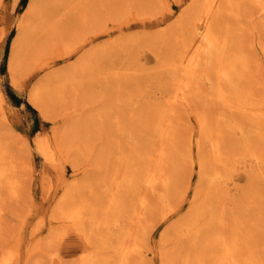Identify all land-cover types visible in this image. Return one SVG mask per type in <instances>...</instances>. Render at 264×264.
I'll return each instance as SVG.
<instances>
[{
    "label": "rangeland",
    "instance_id": "obj_1",
    "mask_svg": "<svg viewBox=\"0 0 264 264\" xmlns=\"http://www.w3.org/2000/svg\"><path fill=\"white\" fill-rule=\"evenodd\" d=\"M31 1L0 0V170L5 172L0 264H48L55 250L63 264H118L136 206L148 192L145 176L160 131L154 115L166 110L167 99L184 80L182 61L205 0H46L29 20ZM245 1L220 0L211 47L218 48L221 59L202 61L197 77L188 82L177 106L176 138L164 145L162 181L147 197L146 218L182 201L156 225L149 244L139 243L143 255L134 254L129 264H230L226 242L232 247L231 264L264 263V0ZM14 46L17 56L11 60ZM47 78L41 109L31 98ZM220 87L230 104L219 95ZM239 107L262 117L255 120ZM215 111L223 113L219 122ZM216 140L224 153L222 168L212 160ZM70 188L77 195L67 210L72 218L57 219L58 202ZM186 214L181 231L165 232ZM218 215L227 221L222 228L221 223L217 228ZM76 218L82 224L77 228ZM207 231L212 237L206 238Z\"/></svg>",
    "mask_w": 264,
    "mask_h": 264
},
{
    "label": "bare ground",
    "instance_id": "obj_2",
    "mask_svg": "<svg viewBox=\"0 0 264 264\" xmlns=\"http://www.w3.org/2000/svg\"><path fill=\"white\" fill-rule=\"evenodd\" d=\"M44 1H46V0H32L31 1V3H30V6H29V11H30V13H29V20H31V18H32V20H33V17L36 15V14H38L40 11H42V9H43V6H44ZM192 1V0H191ZM228 1H230V0H228ZM243 1V0H242ZM245 1V0H244ZM248 1V0H247ZM204 2V1H203ZM262 2V1H261ZM222 3V2H221ZM245 3H246V1H245ZM236 4H237V2H236ZM243 4V3H242ZM247 4V3H246ZM252 4H254V3H252ZM256 4V3H255ZM219 5H220V0H205V3L203 4V6L201 7V8H199V10L201 11V14L199 15V17L197 18V16H195L196 17V25H195V27H194V30H193V32H192V38H193V41L191 42V46H190V48L188 49V51L186 50V48H185V51H187L186 52V55H185V60H183L182 61V63H183V70H184V80L182 81L181 79V83H180V85H178L177 87H176V89H175V92H174V96H173V98H172V100L169 102V100L167 99V101H168V103L166 104L167 105V108H166V110H164V111H162V112H160L158 115H154V116H158V118L157 119H159V125H160V131H159V135H158V141L156 142V147H155V149H154V154L152 155V157H151V159H150V162H149V166H148V176H145L146 178H147V180L145 181L146 182V189H147V191L148 192H146L145 194H142L141 195V197H140V199H139V203H138V205L136 206V213H135V216H134V219H133V224H132V227H133V229H132V234H130L129 235V237L127 238V241H128V243L129 244H127L126 246H125V248H124V252H122L123 253V256L121 255V259L118 261V264H129L130 263V259H131V257L134 255V254H136V255H138V253H139V256H140V254L141 253H143V252H141V250L140 251H138L139 250V248H140V245H139V243L141 242V244H143V242H147L148 244H149V240H150V237H151V233L154 231V228L156 227V225L158 224V223H162V222H164L165 220H167L173 213H174V211L176 210V208H177V206L180 204V202L182 201L181 199L179 200V201H177L178 203H176L174 206H171L170 208H165L164 207V209H163V207H162V211H161V213H157V215L155 216V218H153V219H151V220H148L146 217V212L147 211H150V210H148V205H149V200H148V195L149 194H152V193H156V189H157V186H158V183L160 182V180L162 181V177H163V174H164V159H167V158H165V155L167 154V152H166V149H165V147H164V145H165V143H171V141L173 142L174 141V139L176 138V130H178L177 129V125L175 124V117H176V115H178V114H176V112H177V106H179L180 104H183L182 103V101H183V98H184V94L186 93L185 92V90L187 89V87H188V82L189 81H193L196 77H197V73H198V69H199V66H200V64H201V62L202 61H204V60H212L213 61V59H218L219 57H221L222 56V54L220 55V53H219V51L217 50V49H213L211 46H212V44H213V42H212V25H214L215 23H214V19H215V17H217V12H218V7H219ZM222 6V5H221ZM241 6V5H240ZM239 6V7H240ZM242 6H244V9H246V6L245 5H242ZM261 8V7H260ZM235 9V8H234ZM241 9V8H240ZM243 9V10H244ZM248 9V8H247ZM230 10H232V9H230ZM264 10V8L262 9V11ZM115 11V10H114ZM242 11V10H241ZM244 11H246V10H244ZM243 11V12H244ZM195 12V11H194ZM231 12V11H230ZM239 11L237 10L236 11V14L238 13ZM36 13V14H35ZM42 13V12H41ZM196 13H197V11H196ZM223 13V12H222ZM225 13V12H224ZM223 13V14H224ZM235 14V15H236ZM252 14V13H251ZM258 14V13H257ZM42 15V14H41ZM242 15V14H241ZM250 15V14H249ZM221 16H222V14H221ZM262 16V15H261ZM249 17H251V16H249ZM253 17V16H252ZM86 18V17H85ZM260 18H262V17H260ZM194 19V18H193ZM236 19V18H235ZM238 19V18H237ZM236 19V20H237ZM244 20V19H243ZM254 20V19H253ZM27 21H28V19H27ZM262 21V20H261ZM28 24V23H27ZM195 24V23H194ZM249 24H251V23H249ZM250 26V25H249ZM213 27H215V26H213ZM246 27V26H245ZM24 28V27H23ZM26 28V27H25ZM249 28V27H248ZM222 29V28H221ZM59 31V30H58ZM190 31H191V29H190ZM253 31V30H252ZM23 32V31H22ZM25 32V31H24ZM47 32V31H46ZM32 35V34H31ZM164 35V34H163ZM177 35H179L178 33H177ZM216 36V35H215ZM246 36V35H245ZM185 37V36H184ZM220 37V36H219ZM224 37V36H223ZM249 37V36H248ZM29 38V37H28ZM191 38V37H190ZM189 38V39H190ZM192 38H191V40H192ZM227 38V37H226ZM30 39V38H29ZM184 39V38H183ZM215 39V38H214ZM229 39V38H228ZM247 39V38H246ZM182 40V39H181ZM227 40V39H226ZM176 41V40H175ZM183 41V40H182ZM259 41H260V39H259ZM177 42V41H176ZM227 42V41H226ZM231 42H232V40H231ZM237 43L239 42V41H236ZM261 42V41H260ZM19 41H18V43H16V46L17 47H19ZM220 43V42H219ZM241 43V42H240ZM177 44V43H176ZM181 44H182V42H181ZM185 44V43H184ZM190 44V43H189ZM218 44V43H217ZM227 44H228V42H227ZM236 44V43H235ZM234 44V45H235ZM242 44V43H241ZM241 44H240V46L239 47H243V46H241ZM259 44V43H258ZM262 44V43H261ZM15 45V44H14ZM215 45V44H214ZM238 45H239V43H238ZM243 45V44H242ZM249 45V44H248ZM254 45V44H253ZM16 46H14L13 47V49H12V53H11V60H14V58H15V56H17V50L18 49H16ZM175 47V46H174ZM217 47V46H216ZM235 47H236V45H235ZM238 47V48H239ZM251 47V46H250ZM254 47V46H253ZM252 47V48H253ZM35 49V48H34ZM183 49V48H182ZM240 49V48H239ZM238 49V50H239ZM241 49H243V48H241ZM263 50H264V46H263ZM223 52V51H222ZM227 53V52H226ZM225 53V54H226ZM247 53L248 52H246L245 54L247 55ZM169 55H170V53H169ZM227 56V55H226ZM229 56V55H228ZM230 57V56H229ZM233 57V56H232ZM171 58V57H170ZM173 58V57H172ZM177 58H179V56L177 57ZM174 59V58H173ZM219 59H221V58H219ZM239 59V58H238ZM175 60V59H174ZM225 60V59H224ZM18 61V60H17ZM170 61H171V59H170ZM173 61V60H172ZM212 61L210 62L211 64H213L212 63ZM26 62V61H25ZM209 62V61H208ZM222 62V61H221ZM12 63V62H11ZM173 63H174V61H173ZM172 63V64H173ZM209 63V64H210ZM220 63V62H219ZM13 66L15 65V64H12ZM220 65V64H219ZM218 65V66H219ZM223 65H225V63L223 64ZM206 66V64H204V67ZM226 66V65H225ZM258 66H256V68H257ZM223 68L224 67H222V70H223ZM230 68V67H229ZM216 69V68H215ZM218 71V70H217ZM207 72V71H206ZM215 72V71H214ZM219 72H220V70H219ZM224 73V72H223ZM232 73V72H231ZM182 74V73H181ZM218 74V73H217ZM215 76H216V74H215ZM223 76V74H221V75H219V77H222ZM207 76L205 75V78H206ZM70 79V78H69ZM209 79V78H208ZM224 79V78H223ZM51 79L50 78H47V79H45L44 81H43V84L42 85H40V83H39V86H38V88H36V92L33 94V97L31 98L37 105H40L39 103H41V105H42V108H41V106H39L41 109H44V101L42 102L41 101V98H40V94L43 92V93H45V88L49 85V82H51L50 81ZM207 80V79H206ZM218 80V79H217ZM223 81V80H222ZM207 83V82H206ZM214 83V82H213ZM228 83V82H227ZM179 84V83H178ZM196 84V83H195ZM176 85V84H175ZM209 86H207V88H208ZM199 89V88H198ZM48 90V89H47ZM208 90V89H207ZM50 91H51V89H50ZM189 93V92H188ZM219 95L221 96V98L227 103V104H230V102H229V99H228V96L224 93V89H222L221 87L219 88ZM186 96V95H185ZM249 96V95H248ZM208 97H211V96H208ZM216 97V96H215ZM258 98V97H257ZM213 100V99H212ZM166 101V102H167ZM211 102V101H210ZM209 102V103H210ZM196 104H197V102H196ZM211 106H213V104H211ZM39 108V109H40ZM207 108V107H206ZM228 108L229 109H231V110H233L234 109V107L233 106H228ZM239 111H240V113H242V114H246V116H252V117H255V120H256V118L258 117V118H260V112H258L257 114L254 112V110H252V109H247L246 107H239V108H237ZM235 110V109H234ZM43 111V110H42ZM182 111H183V109H182ZM186 111V110H185ZM201 111V110H200ZM234 113V112H233ZM98 114V113H97ZM187 114V113H186ZM214 114L215 115H213V116H215V118H216V121L217 122H219L220 121V116H222L223 115V113L221 112V111H215L214 112ZM205 115H206V113H205ZM231 115H233L232 114V112H231ZM202 116V115H201ZM210 116V115H209ZM206 117V116H205ZM211 117V116H210ZM262 117V116H261ZM155 118V117H154ZM153 118V119H154ZM180 118V117H179ZM212 118V117H211ZM215 118H214V120H215ZM246 118V117H245ZM234 119V118H233ZM203 120V119H202ZM246 120V119H245ZM215 121V122H216ZM260 121V120H259ZM255 122V121H254ZM245 123V122H244ZM201 125H202V123H201ZM219 125V124H218ZM250 125H251V123H250ZM213 127V126H212ZM215 127V126H214ZM211 128V127H210ZM209 128V129H210ZM208 129V130H209ZM219 129H220V127H219ZM241 131V130H240ZM210 132V131H209ZM220 132V131H219ZM211 133H213V132H211ZM216 133H217V131H216ZM63 134V133H62ZM213 135V134H212ZM212 135H210V137H212ZM209 137V138H210ZM59 138V137H58ZM215 138H217V137H215ZM227 138V137H226ZM229 138V137H228ZM191 139V138H190ZM3 140V139H2ZM201 141V140H200ZM210 141V140H209ZM3 142V141H2ZM214 142H216L215 144H213L212 143V145H213V148H212V150H211V152H212V154H213V156H212V160H213V162L214 163H216L215 165H216V167L217 166H219V168L221 167V165H222V162H224V158H223V151L221 150V144H220V141L219 140H216V141H214ZM61 143V142H60ZM211 143V142H210ZM209 143V144H210ZM175 144V143H174ZM151 145H153V144H151ZM172 145V144H171ZM154 146V145H153ZM167 146V145H166ZM57 147H59L58 145H57ZM153 148V147H152ZM175 148V147H174ZM204 149H205V147H203ZM226 148V147H225ZM168 149H170V148H168ZM44 150V149H43ZM57 150H59V149H57ZM164 150H165V152H164ZM171 150H172V148H171ZM170 150V151H171ZM203 150H201V152H202ZM207 151H209L208 149H207ZM187 152V151H186ZM200 152V151H199ZM12 153V152H11ZM140 153V152H139ZM146 153V152H145ZM166 153V154H165ZM170 153V152H169ZM197 153H198V151H197ZM208 153V152H207ZM233 153V152H232ZM231 153V154H232ZM3 154V153H2ZM227 154V153H226ZM4 155V154H3ZM6 155H8V153L6 154ZM13 155V154H12ZM12 155H11V157H12ZM53 155V154H52ZM68 155V154H67ZM199 155H201L200 153H199ZM209 155V154H208ZM55 156V155H54ZM149 156V155H148ZM238 156V155H237ZM11 157H9V158H11ZM14 157V156H13ZM168 157H169V155H168ZM234 157H236V156H234ZM234 157H233V159H234ZM2 158H4L3 156H2ZM6 158V157H5ZM140 158V157H139ZM237 158V157H236ZM1 159V158H0ZM12 159V158H11ZM11 159H9L10 161H11ZM50 160H52V161H54V157L53 156H50V158H49ZM6 160V159H5ZM7 161V160H6ZM9 161V162H10ZM12 161H14V159L12 160ZM71 161V160H70ZM210 161V160H209ZM3 162V161H2ZM19 162V161H18ZM166 162V161H165ZM212 162V163H213ZM234 162V161H233ZM11 163H13V162H10V164ZM167 163V162H166ZM209 163V162H208ZM235 163V162H234ZM7 164V163H6ZM9 164V163H8ZM18 164V163H17ZM74 164V163H73ZM14 165H16V163L14 162ZM23 165V164H22ZM148 165V164H147ZM172 165H173V163H172ZM224 165V164H223ZM235 165H236V163H235ZM2 166V165H1ZM14 167V166H13ZM12 168V167H11ZM61 168V167H60ZM222 168V167H221ZM223 168H224V166H223ZM215 169H218V168H215ZM228 169V168H227ZM249 169H251V168H249ZM252 169H253V167H252ZM11 170H13V169H11ZM229 170V169H228ZM231 170L233 171V169L231 168ZM239 171V170H238ZM12 172V171H11ZM214 172V171H213ZM219 172V170H215V176L216 175H218L217 177H220V172ZM237 172V171H236ZM17 173H19V172H17ZM227 173H229V172H227ZM10 174V173H9ZM231 174V173H230ZM85 175H87V174H85ZM89 175V174H88ZM222 176H224L223 174H222ZM5 177V172H4V170H0V184H1V181H2V178H4ZM7 177H8V175H7ZM11 177H13V176H11ZM18 178V177H17ZM114 178V177H113ZM221 178V177H220ZM224 178H225V176H224ZM227 179L229 178V176H227L226 177ZM13 179V178H12ZM83 179H85V178H83ZM14 180V179H13ZM145 180V179H144ZM83 181V180H82ZM142 182V181H141ZM216 182H218L217 180L215 181V183ZM6 183V182H5ZM14 183V182H13ZM8 184V183H7ZM76 184V183H75ZM116 184H117V182H116ZM116 184H115V186H116ZM163 184H165L164 182H163ZM221 183H219L218 185L222 188V191H221V189H220V191H221V193L224 191V189H223V187H222V184L220 185ZM224 184V183H223ZM9 185V184H8ZM77 185V184H76ZM89 185H91V184H89ZM100 185V184H99ZM226 185V184H225ZM2 186V185H1ZM165 186V185H164ZM200 186V185H199ZM207 186V185H206ZM216 186H217V184H216ZM14 184L12 185V192L14 191ZM100 187V186H99ZM114 187V186H113ZM112 187V188H113ZM218 187V186H217ZM2 188V187H1ZM198 189H200V188H198ZM85 190V189H84ZM218 190V192H219V189H217ZM226 190V189H225ZM1 191V190H0ZM82 191V190H81ZM80 191V192H81ZM116 191V190H115ZM146 191V190H145ZM164 191V190H163ZM197 191V190H196ZM214 191V190H213ZM187 191H185V193H186ZM215 192V191H214ZM225 192V191H224ZM224 192H223V195H224ZM228 192V191H227ZM13 193H15V192H13ZM92 193V192H91ZM197 193H199V191H197L196 192V194ZM201 193V192H200ZM111 194V193H110ZM165 194V193H164ZM205 194V193H204ZM74 195H75V190H72L71 188L68 190V192H66L65 194H64V196H62V198L60 199V201L58 202V206L56 207V213H57V215H58V217H57V219L58 218H60V219H62V218H72V216H70L71 214L67 211L68 209H69V205H70V203L72 202V200H73V198H74ZM203 195V194H202ZM202 195H200L201 197H203ZM219 195H220V193H219ZM222 195V194H221ZM75 196H77V195H75ZM200 196H198V197H200ZM214 196V195H213ZM216 196V195H215ZM214 196V197H215ZM165 198H166V196H164ZM196 196L194 195V197L193 198H195ZM217 198H218V196H216ZM220 197V196H219ZM227 197H229V196H227ZM226 196L225 197H222V198H227ZM1 198V197H0ZM81 198V197H80ZM80 198H79V200H80ZM84 198H85V195H84ZM129 198V197H128ZM216 198V199H217ZM13 199V198H12ZM81 199H83V196H82V198ZM219 199V198H218ZM220 199H221V197H220ZM196 200V199H195ZM226 200V199H225ZM81 201V200H80ZM110 200H108V202H109ZM152 201V200H151ZM204 201V200H203ZM228 201V200H227ZM224 202V201H223ZM113 203V202H112ZM191 204V206H193L194 205V203H193V200L190 202ZM197 203V202H196ZM226 203V202H225ZM224 203V204H225ZM164 204V203H163ZM221 204V203H220ZM76 205V204H75ZM79 205H81V204H78L76 207H78ZM126 205V204H125ZM223 205V204H222ZM226 205V204H225ZM225 205H223L224 207H225ZM82 206V205H81ZM164 206V205H163ZM168 206V205H167ZM219 206V205H218ZM227 206H229L228 204L226 205V208H227ZM84 207V206H83ZM82 207V208H83ZM90 207V206H89ZM108 207V206H107ZM179 207V206H178ZM230 207V206H229ZM85 208V207H84ZM106 208V207H105ZM127 208H129V207H127ZM132 208V207H131ZM130 208V209H131ZM191 208V207H190ZM201 208V207H200ZM222 208V207H221ZM221 208H219V210L221 209ZM72 209V208H71ZM123 209V208H122ZM121 209V210H122ZM135 209V208H134ZM154 209V208H153ZM199 209V208H198ZM78 210H80V209H78ZM91 210V209H90ZM103 210V209H102ZM106 210V209H105ZM111 210V209H110ZM201 210V209H200ZM208 210V209H207ZM85 211V210H84ZM123 211V210H122ZM135 211V210H134ZM133 211V212H134ZM189 211V210H188ZM192 211V210H191ZM203 211V210H202ZM211 211V210H210ZM209 211V212H210ZM221 211H223V210H221ZM87 212V211H86ZM91 212V211H90ZM96 212V211H95ZM118 212V211H117ZM194 212H196V211H194ZM198 212V211H197ZM212 212V211H211ZM84 213V212H83ZM89 213V212H88ZM100 213V212H99ZM120 213V212H119ZM118 213V214H119ZM191 213V212H190ZM193 213V212H192ZM202 213H204V212H202ZM213 213V212H212ZM75 214H77V213H75ZM96 214V213H95ZM101 214V213H100ZM100 214H99V216H100ZM151 214H153L152 213V211L149 213V215H151ZM189 214V213H188ZM188 214H186V215H188ZM206 214V213H205ZM210 214V213H209ZM220 214V213H219ZM221 214H223V213H221ZM73 215V214H72ZM80 215V214H79ZM93 215V214H92ZM133 215V214H132ZM195 215V214H194ZM216 215V214H215ZM225 215V214H224ZM81 216V215H80ZM85 216H87L86 214H85ZM89 216H90V214H89ZM96 216H97V214H96ZM109 216V215H108ZM206 216V215H205ZM218 216H220L218 219H217V222L214 220V219H212L211 218V220L213 221H215L216 223H218L219 222V224H218V227L217 228H219V225H220V223L221 222H227L226 220H223V216L222 215H218ZM226 216V215H225ZM77 217V216H76ZM84 217V216H83ZM101 217H102V215H101ZM125 217H127V216H125ZM186 217L188 218L189 217V215L188 216H185V218H182V219H179V220H175V221H173V222H171L170 224L171 225H169L167 228H166V230H165V232L167 231H170L171 229V231H173V229L174 228H180V231L183 229L182 227L184 226V222L187 220L186 219ZM193 217V216H192ZM214 217V216H213ZM74 218V217H73ZM88 219V218H87ZM150 219V218H149ZM210 219V218H209ZM81 220V219H80ZM78 218H76V220L74 219V221H73V224H74V226H76V228L77 227H80L82 224H81V221H80ZM84 220H86L85 218H84ZM89 220V219H88ZM90 220H91V218H90ZM64 221V220H63ZM208 221H210V220H208ZM83 222V221H82ZM85 222V221H84ZM90 222V221H89ZM123 222V221H122ZM211 222V221H210ZM66 223V222H65ZM87 223V222H86ZM85 223V224H86ZM192 224V223H191ZM190 224V225H191ZM58 225H60V224H58ZM62 225V224H61ZM88 226H89V223L87 224ZM186 225V224H185ZM204 225V224H203ZM206 225H207V223H206ZM206 225H204V226H206ZM222 225L224 226V223L222 224L221 223V228H222ZM226 225H228V224H225V227H228V226H226ZM83 226H85V225H83ZM100 226V225H99ZM199 226V225H198ZM203 226V227H204ZM208 226H209V224H208ZM207 226V227H208ZM59 227V226H58ZM72 227H73V225H72ZM186 227V226H185ZM200 227H202V226H200ZM101 228V227H100ZM195 228V227H194ZM230 228V227H229ZM89 229V228H88ZM224 229V228H223ZM227 229V228H226ZM225 229V230H226ZM74 230V229H73ZM77 230V229H76ZM95 230V229H94ZM136 230L138 231V233H136ZM177 230V229H176ZM206 230V229H205ZM217 230V229H216ZM224 230V231H225ZM228 230V229H227ZM231 230V229H230ZM75 231V230H74ZM86 231H87V229H86ZM177 231H179V230H177ZM176 231V232H177ZM212 231V230H211ZM77 232V231H76ZM79 232H81L80 234H79ZM83 230L82 231H79L78 230V234L79 235H83ZM90 232V231H89ZM88 232V233H89ZM100 232V231H99ZM203 232V231H202ZM210 232V231H209ZM218 232V231H217ZM87 233V232H86ZM102 233V232H101ZM110 233H111V231H110ZM134 233H136V235H134ZM204 233V232H203ZM203 233L202 234H200V235H203ZM207 234H206V238H207V236H211L212 237V234H208V231L206 232ZM221 233V232H220ZM85 234V233H84ZM90 234V233H89ZM96 234V233H95ZM117 234V233H116ZM125 234H127V233H125ZM215 234V233H214ZM87 235V234H86ZM86 235H84V236H86ZM96 235H98V234H96ZM193 235H195V234H193ZM222 235V234H221ZM231 235H232V233H231ZM99 236V235H98ZM97 236V237H98ZM111 236V235H110ZM203 236H205V235H203ZM214 236V235H213ZM223 236L224 235H222V238H223ZM225 236H226V234H225ZM233 236V235H232ZM123 237H125V236H123ZM202 237V236H201ZM214 237H217L216 235L214 236ZM229 237H231V236H229ZM164 238V237H163ZM203 238V237H202ZM60 239V238H59ZM93 240L95 239L94 237L92 238ZM102 239V238H101ZM219 239V238H218ZM233 239H234V237H233ZM85 240H86V237H85ZM100 240V239H99ZM161 241V244L164 242V240L163 239H160ZM204 240V239H203ZM208 240H210V239H208ZM214 240H217V239H214ZM213 240V241H214ZM229 240V239H228ZM57 241V240H56ZM120 241V240H119ZM173 241V240H172ZM176 241V240H175ZM205 242H206V239L204 240ZM226 241V240H225ZM224 241V242H225ZM233 241V240H232ZM90 242H91V240H90ZM104 242V241H103ZM114 242V241H113ZM196 242H200V241H196ZM204 242V243H205ZM230 242H231V240H230ZM96 243H98L99 244V242L97 241ZM118 243V242H117ZM124 243H127L126 241L124 242ZM194 243V242H193ZM202 243V242H201ZM232 243V242H231ZM37 244V243H36ZM104 244V243H103ZM120 244H121V242H120ZM192 244V243H191ZM210 244V243H209ZM208 244V245H209ZM212 244H214V242L212 243ZM212 244H211V246H212ZM244 244V243H243ZM92 245H95L94 243L92 244ZM163 245V244H162ZM190 245V244H189ZM193 245V244H192ZM246 245V244H245ZM112 246V245H111ZM164 246V245H163ZM221 246V245H220ZM219 246V247H220ZM225 252H226V254H227V258L230 260V264L232 263L231 261V258H232V247H231V245L229 244V243H225ZM90 247V246H89ZM107 247H109V246H107ZM144 247V246H143ZM147 247V246H146ZM149 247V246H148ZM166 247H168V245L166 244V246H165V248ZM198 247V246H197ZM205 247H206V245H205ZM209 247H210V245H209ZM234 248H235V246H233ZM35 248V247H34ZM39 248V247H38ZM101 248V247H100ZM162 248V247H161ZM164 248V249H165ZM199 248V247H198ZM207 248V247H206ZM244 248H245V246H244ZM88 249V248H87ZM98 249H99V247H98ZM103 249V248H102ZM108 249V248H107ZM182 249V248H181ZM215 249V248H214ZM6 250V249H5ZM35 250V249H34ZM33 250V251H34ZM103 250H106L105 249V247H104V249ZM151 250V249H150ZM170 250V249H169ZM183 251H184V248L182 249ZM189 249H187V251H188ZM201 250V249H200ZM211 250V249H210ZM98 251H100V249L98 250ZM108 251V250H107ZM120 251V250H119ZM190 251V250H189ZM213 251V250H212ZM241 251V250H240ZM246 251H248L247 250V248H246ZM184 252H186V251H184ZM204 252H206V251H204ZM215 252H217V251H215ZM223 252V251H222ZM221 251L219 252V253H222ZM249 252V251H248ZM98 253V252H97ZM183 253V252H182ZM191 253V252H190ZM194 253V252H193ZM238 253H240L239 251H238ZM99 254V253H98ZM111 254V253H110ZM113 254V253H112ZM178 254V253H177ZM212 254V253H211ZM214 254V253H213ZM251 254V253H250ZM250 254H248L249 256H250ZM5 255H7V254H4V256ZM45 255V254H44ZM143 254H141V256H142ZM183 255V254H182ZM184 255H186V254H184ZM207 255V254H206ZM216 255V254H215ZM222 255V254H221ZM238 256L240 255L241 256V253L240 254H237ZM247 255V256H248ZM4 256H2V258H4ZM59 256H60V254H58L57 255V250H55V251H53V252H51L50 254H49V263L48 264H63L62 263V261H61V259H59ZM107 256L109 257V255L107 254ZM139 256H138V258H139ZM167 256V255H166ZM202 256V255H201ZM240 256H239V259H240ZM89 257V256H88ZM113 257V256H112ZM120 257V256H119ZM135 257V256H134ZM163 257V256H162ZM161 257V258H162ZM171 257V256H170ZM175 257V256H174ZM237 257V256H236ZM251 257H253V256H251ZM9 258V257H8ZM111 258V257H110ZM135 258H137V257H135ZM178 258H180V257H178ZM226 258V257H225ZM248 258V257H247ZM255 258V257H254ZM262 258V257H261ZM6 259V258H5ZM108 259V258H107ZM180 259H183V258H180ZM179 259V260H180ZM206 259V258H205ZM204 258H203V260H205ZM220 259H221V257H220ZM227 259V260H228ZM251 259V258H250ZM140 260H143V259H140ZM167 260H170V259H166V260H164V261H167ZM209 260V259H208ZM226 260V259H225ZM242 260V259H241ZM10 261V260H9ZM91 261V260H90ZM137 261H138V259H137ZM163 261V260H162ZM173 261V260H172ZM171 261V262H172ZM177 261V260H176ZM175 261V262H176ZM182 261V260H181ZM190 261V260H189ZM192 261V260H191ZM206 261V260H205ZM244 261V260H243ZM37 262H38V260H37ZM103 262V261H102ZM114 262V261H113ZM136 262V261H135ZM168 262H170V261H168ZM174 262V263H175ZM193 262V261H192ZM196 262H197V260H196ZM195 262V263H196ZM202 262V261H201ZM218 262V261H217ZM234 262V261H233ZM248 262V261H247ZM251 262H253V261H251ZM81 263V262H80ZM107 263H108V260H107ZM137 263V262H136ZM173 263V262H172ZM187 263V262H186ZM198 263H199V261H198ZM250 262H248V264H249ZM41 264V263H40ZM43 264V263H42ZM87 264H89V263H87ZM96 264H97V262H96ZM103 264H104V262H103ZM131 264H133V263H131ZM167 264V263H166ZM178 264V263H177ZM184 264V263H183ZM189 264V263H188ZM197 264V263H196ZM202 264V263H201ZM207 264V263H206ZM210 264V263H209ZM218 264V263H217ZM247 264V263H246ZM264 264V263H263Z\"/></svg>",
    "mask_w": 264,
    "mask_h": 264
}]
</instances>
